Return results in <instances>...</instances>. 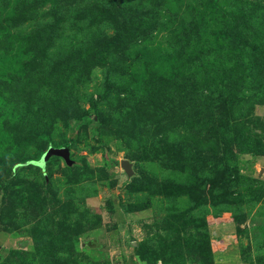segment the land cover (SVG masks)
<instances>
[{
  "label": "rangeland",
  "instance_id": "rangeland-1",
  "mask_svg": "<svg viewBox=\"0 0 264 264\" xmlns=\"http://www.w3.org/2000/svg\"><path fill=\"white\" fill-rule=\"evenodd\" d=\"M0 264H264V0H0Z\"/></svg>",
  "mask_w": 264,
  "mask_h": 264
},
{
  "label": "water",
  "instance_id": "water-1",
  "mask_svg": "<svg viewBox=\"0 0 264 264\" xmlns=\"http://www.w3.org/2000/svg\"><path fill=\"white\" fill-rule=\"evenodd\" d=\"M51 155H57L62 157L66 163L70 162L67 148L48 146V148L43 152L40 159L38 161H35V163L43 168L47 158Z\"/></svg>",
  "mask_w": 264,
  "mask_h": 264
},
{
  "label": "trees",
  "instance_id": "trees-1",
  "mask_svg": "<svg viewBox=\"0 0 264 264\" xmlns=\"http://www.w3.org/2000/svg\"><path fill=\"white\" fill-rule=\"evenodd\" d=\"M42 154H43V153H42ZM41 156H42V155H41ZM45 163H46V162H45ZM44 167H45V165H44ZM44 167H43V168H44Z\"/></svg>",
  "mask_w": 264,
  "mask_h": 264
}]
</instances>
